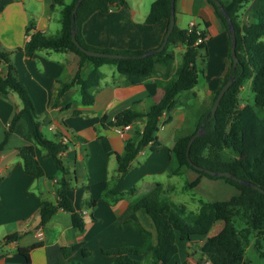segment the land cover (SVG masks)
<instances>
[{
    "label": "crops",
    "instance_id": "obj_1",
    "mask_svg": "<svg viewBox=\"0 0 264 264\" xmlns=\"http://www.w3.org/2000/svg\"><path fill=\"white\" fill-rule=\"evenodd\" d=\"M71 1L62 0L64 4ZM153 1L125 0L126 6L112 7L107 12H94L81 26L84 41L100 49L146 52L157 48L166 33L167 22H144ZM174 7L175 24L186 29L193 22V28L205 38L198 47L197 84L189 90L192 97L204 103L210 99L219 79L228 68V31L207 0H175ZM62 8L63 5L56 0H0V45L11 50V63L30 97L44 136L49 140L58 137L66 139L67 148L59 154V158L69 180L68 197L74 210L82 214L84 226L81 231L75 229L70 213L62 209H58L44 226L39 224L40 202L46 200L56 203L63 173L45 150L37 145L34 147L35 158L43 175L36 178L24 171L17 149L33 141L29 136L30 119L23 114L0 148V241L8 234L22 233L17 241L3 247L0 264H23L17 248L35 243L41 245L30 251V264H47L46 248L50 249L49 256L55 259L59 253L54 247L80 242L89 255L84 257L77 251L65 260V264H112L114 256L105 251L136 247L142 242L141 235L132 223H139L147 230L151 234V243L155 244L156 231L150 217L143 209L125 216L126 209L132 201L159 187V200L180 211H176L177 214L190 221L198 211L186 216V205L177 193L178 184L171 182V179L182 174H188L191 178L182 187L183 191L201 186H215V189L225 191L230 187L228 199L238 193L225 181L204 176L199 177L196 185L190 186L198 174L185 166L171 173L175 168L171 159V145L167 165L166 154L162 159L159 158L160 152L166 148V138L169 139L166 131L164 134L159 130L156 133L159 144L154 150L150 144L141 146L127 170L124 173L119 171L116 156L124 154L128 140L136 141L139 138L144 121L138 119L128 129L121 130L118 127L102 126L101 118L104 116L107 123L128 108L145 112L158 101L162 92L159 83H166L172 76L181 61L184 47L175 46L174 58L169 66H157L138 85L131 84L118 73L115 65L105 63L98 68L101 78L93 90L92 103H82L77 86L71 87L56 99L60 84L69 82L78 70V57L69 51L50 49H39L27 57L23 45L29 36L26 33L29 28V33L37 31L46 36L58 35L62 26ZM93 68L91 61H85L79 69L80 76L85 77ZM6 74L7 64L0 60V79L5 78ZM184 92L177 96L180 97ZM21 107L22 103L15 92L0 93V144L11 117ZM170 111L162 114L159 125L171 115ZM184 118L183 114L179 115L181 123ZM173 121L172 116L168 124ZM46 132L52 137H48ZM102 139L108 144L110 152L105 149ZM91 200H96V203L88 207ZM208 200H199V208L202 203L220 201ZM222 226V222H216L207 237L216 234ZM205 240L206 237L198 236L191 237L189 241L178 240L177 253L169 264L208 262L200 252ZM145 254L132 258L143 262Z\"/></svg>",
    "mask_w": 264,
    "mask_h": 264
},
{
    "label": "trees",
    "instance_id": "obj_2",
    "mask_svg": "<svg viewBox=\"0 0 264 264\" xmlns=\"http://www.w3.org/2000/svg\"><path fill=\"white\" fill-rule=\"evenodd\" d=\"M76 0L64 4L62 0H56L63 5L61 31L55 36H46L40 32H30L23 45L25 56H32L39 49L54 51H69L78 57V70L69 82L61 83L56 91L58 99L71 87H79L83 104L93 101V90L97 88L101 73L99 66L108 63L113 64L116 70L127 80L138 85L142 80L153 73L157 66L168 67L174 58L173 48L182 45L184 51L181 61L172 76L164 84L159 83L162 92L154 104L150 105L145 112L135 109H124L115 115L114 119L105 122L101 118V124L105 127H122L132 124L138 119L144 121L142 131L136 141L128 140L124 147V154L117 155L118 169L124 173L134 159L141 146L150 144L154 150L159 144L156 133L162 114L169 112L176 104L175 98L184 91L192 90L198 80V68L196 60L199 56L198 47L202 43L195 44L201 36L195 28L189 32L181 29L176 24L170 33L167 44L158 53L143 58L111 59L87 56L81 52L71 40V29H76V39L79 44L90 50L119 53L124 55H139L144 52L131 50L100 49L88 45L81 34L82 24L96 11L107 12L112 7L126 6L125 0H82L79 4L74 20H71V12ZM171 0H155L152 2L144 22L154 24L165 20L168 25ZM221 1V0H220ZM207 2L216 11L225 28V18L211 0ZM224 10L231 17L236 35V56L238 62L236 68H232L230 50L227 53L229 61L225 74L219 79L217 87L210 96L209 106L202 113L193 130L180 134L174 139L170 149L172 163L177 169L185 166L198 174L190 186L198 183L199 177L221 179L234 187L238 193L229 200L202 203L197 214L190 221L183 219L177 211L159 200L160 188L147 195L132 201L125 212L130 215L140 209L152 220L156 231V242L151 243V234L139 223H132L135 230L141 235L142 242L136 247H121L105 251L114 256L112 264H140L132 256L145 254L147 264H169L177 253V241H189L191 237H206L200 247L201 255L205 256L210 264H251L244 257L245 249L252 245L258 255L264 259V194L249 186L243 185L227 177H216L195 169L196 165L214 171H229L240 179L256 184L264 190V0H227L221 1ZM11 50H6L0 45V60L7 64V74L0 79V93L15 92L22 107L15 111L4 133L0 148L6 143L15 125L20 121L23 114L28 115L31 123L30 138L33 143L20 146L17 154L22 160L23 169L26 173L38 178L43 175V170L35 158V145L45 150L57 168L63 173L57 189V201L51 203L46 200L40 202L38 208L39 224L44 226L58 209L70 213L72 226L81 231L84 226L82 214L74 210L72 201L68 197L69 180L66 171L59 158V154L66 150L67 145L58 142L57 139H47L42 130L38 117L35 115L30 97L18 80L16 70L10 60ZM85 61H91L94 68L85 76H80L79 69ZM232 76L234 81L223 95L215 116L209 119L210 108L220 88L227 79ZM246 81H250L251 90L254 93L253 104L241 105L239 99L240 89ZM263 112V114L260 113ZM172 116L168 115L164 123H169ZM203 124L204 134L194 139L186 157L187 144L190 137ZM105 149L109 151L108 144L102 139ZM1 181V178H0ZM96 200L88 202L92 207ZM177 211V212H176ZM216 222H222V228L214 235L208 236L212 226ZM22 233L6 235L0 241V256L3 247L13 241H17ZM41 244L35 243L27 247H18L17 252L23 258V264H30V251ZM83 243L70 246L54 247L59 256L52 259L47 252V264H65V260L77 251L87 257L89 252L83 247ZM80 264V263H74Z\"/></svg>",
    "mask_w": 264,
    "mask_h": 264
},
{
    "label": "rangeland",
    "instance_id": "obj_3",
    "mask_svg": "<svg viewBox=\"0 0 264 264\" xmlns=\"http://www.w3.org/2000/svg\"><path fill=\"white\" fill-rule=\"evenodd\" d=\"M239 99L240 103L253 104L254 93L251 90L250 81H246L243 84L242 88L240 89ZM175 101L176 104L174 108L170 111L171 115L174 117V121L170 124L162 122L159 125V131L161 132V134H164V132L166 131L169 137V139L166 138V148H163V150L160 152L159 157L162 159V157L166 154V165L170 145L172 147L174 139L178 135L188 133L189 131L194 129L197 119L202 113L206 111L207 107L209 106L210 99L204 103L200 102L198 101V99L192 97L190 95V91L188 90L185 91L180 97L177 96ZM260 113L263 114V112L261 111ZM180 114H183L185 116L183 123H181L179 120ZM43 130L45 131V129ZM47 135L50 138L52 137L51 134ZM167 177L168 176L166 175V179ZM171 180V182L175 181L178 184L177 193L179 194V199L183 200L184 205H186V216H190L198 211L199 200H226L229 198L228 190L230 189V187H228L225 191L223 189H215V186H213L212 188L201 186L183 191L182 187L191 180L188 174H182L181 176L174 177ZM174 202L176 203L177 201L174 200ZM244 257L247 261L251 262V264H264V259L258 255V253L253 249L251 244L246 247ZM140 264H147V261L144 260Z\"/></svg>",
    "mask_w": 264,
    "mask_h": 264
},
{
    "label": "water",
    "instance_id": "obj_4",
    "mask_svg": "<svg viewBox=\"0 0 264 264\" xmlns=\"http://www.w3.org/2000/svg\"><path fill=\"white\" fill-rule=\"evenodd\" d=\"M174 1L175 0H171L170 1V15H169V21H168V25H167V29H166V33L163 37V40L161 42V44L157 47L154 48L152 50L146 51L142 54L139 55H124V54H119V53H112V52H103V51H96V50H90V49H86L84 47H82L79 42L76 39V29L72 28L71 29V40L72 42L75 44V46L84 54H86L87 56H92V57H102V58H111V59H130V58H143L146 57L148 55L154 54V53H158L160 52L165 45L167 44V40L168 37L170 35V33L172 32L174 25H175V7H174ZM215 6L217 7V9L221 12L222 16L225 18L226 21V25H227V31H228V35H229V50H230V55L232 58V68L235 69L237 62H238V58L236 56V51H235V47H236V35H235V29L231 20V17L228 15V13L224 10L223 4L220 0H211ZM82 2V0H76L74 3V6L72 8V12H71V20H74L75 18V13L76 10L79 6V4ZM234 81V77L230 76L227 81L224 83V85L220 88L219 92L216 95V98L210 108V112H209V119L213 118L215 116V113L217 111V108L220 104V101L223 97V95L225 94V92L229 89V87L231 86V84ZM203 124L204 122L201 123V125L198 127L197 131L190 137V139L188 140V144H187V151H186V157L188 162L191 164L189 158H188V151L190 148V145L192 144V142L194 141V139H196L197 137H200L204 134V129H203ZM195 169L202 171L206 174H210L216 177H227L229 179H232L234 181H237L243 185L249 186L253 189H256L258 191H260L261 193L264 194V190L261 189L260 187H258L256 184L249 182L247 180L244 179H240L237 176H235L234 174H232L229 171H214V170H209V169H205L196 165H192Z\"/></svg>",
    "mask_w": 264,
    "mask_h": 264
},
{
    "label": "built area",
    "instance_id": "obj_5",
    "mask_svg": "<svg viewBox=\"0 0 264 264\" xmlns=\"http://www.w3.org/2000/svg\"><path fill=\"white\" fill-rule=\"evenodd\" d=\"M194 27V23L193 22H190L189 25H188V31L190 32L192 30V28ZM27 40H29V36L27 37ZM203 41H205V38L200 36L195 44H199V43H202ZM119 129L123 130V129H128L129 128V125H126V126H122V127H118ZM58 142H61V143H64L66 144V139L64 137H58L57 138ZM0 175H1V168H0ZM182 264H189L188 262H184ZM204 264H210L209 262H205Z\"/></svg>",
    "mask_w": 264,
    "mask_h": 264
}]
</instances>
